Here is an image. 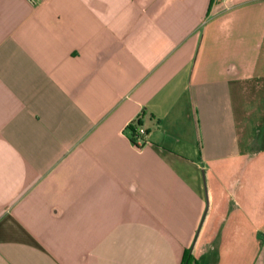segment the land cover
<instances>
[{"label":"crops","instance_id":"obj_1","mask_svg":"<svg viewBox=\"0 0 264 264\" xmlns=\"http://www.w3.org/2000/svg\"><path fill=\"white\" fill-rule=\"evenodd\" d=\"M188 249L264 264V0H0V264Z\"/></svg>","mask_w":264,"mask_h":264},{"label":"trees","instance_id":"obj_2","mask_svg":"<svg viewBox=\"0 0 264 264\" xmlns=\"http://www.w3.org/2000/svg\"><path fill=\"white\" fill-rule=\"evenodd\" d=\"M140 124H141L140 119H137L136 124L129 125L130 135L133 142H135V137L137 135V128L138 125ZM182 264H200V262L193 256L191 251L188 249L184 253Z\"/></svg>","mask_w":264,"mask_h":264},{"label":"built area","instance_id":"obj_3","mask_svg":"<svg viewBox=\"0 0 264 264\" xmlns=\"http://www.w3.org/2000/svg\"><path fill=\"white\" fill-rule=\"evenodd\" d=\"M34 1V0H33ZM216 2H226V1H230V0H215ZM131 124H136V120L131 123ZM146 131L144 130V128L140 125H138V128H137V135L135 137V143L139 146H142L144 145L147 140H146Z\"/></svg>","mask_w":264,"mask_h":264},{"label":"rangeland","instance_id":"obj_4","mask_svg":"<svg viewBox=\"0 0 264 264\" xmlns=\"http://www.w3.org/2000/svg\"><path fill=\"white\" fill-rule=\"evenodd\" d=\"M203 181L206 183V177H205V174H203Z\"/></svg>","mask_w":264,"mask_h":264}]
</instances>
